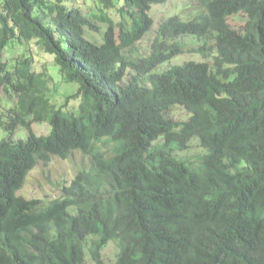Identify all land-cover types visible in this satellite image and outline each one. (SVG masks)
<instances>
[{"label":"trees","instance_id":"obj_1","mask_svg":"<svg viewBox=\"0 0 264 264\" xmlns=\"http://www.w3.org/2000/svg\"><path fill=\"white\" fill-rule=\"evenodd\" d=\"M90 1L0 0V264H85V249L104 264L111 241L112 264H264V0H188L193 14L165 17L143 55L168 0ZM32 42L77 85L65 111L31 54L2 57ZM187 52L201 59L157 69ZM194 137L203 152L177 158ZM75 150L90 167L60 196L17 194L38 162Z\"/></svg>","mask_w":264,"mask_h":264},{"label":"rangeland","instance_id":"obj_2","mask_svg":"<svg viewBox=\"0 0 264 264\" xmlns=\"http://www.w3.org/2000/svg\"><path fill=\"white\" fill-rule=\"evenodd\" d=\"M82 7L87 8L88 4H91L90 0H79ZM188 0H168L165 4L153 5L150 9V15L153 18V25L151 30L139 41V52L140 55L146 54L151 48V44L156 36V30L160 22L164 20L165 17L173 14H182L184 19L193 14L189 9H184L183 6L189 4ZM94 5V4H93ZM230 23L235 27H240L242 24V19L238 17L230 16ZM86 35L91 40H101L99 32L86 31ZM193 44V43H192ZM27 50V51H26ZM31 54L35 68L37 71H47L53 76V82L50 86L53 88L54 92L51 95H48L50 102L55 104V106L62 107L63 110H66V107L63 106L66 103V97L68 94L73 93L77 89L76 84L64 83L58 68L53 64L52 57L46 54L44 51H41L37 46L32 43L23 45H14L12 48L6 49L2 53V57H9V59H14L15 57H20L23 53ZM132 59H135V54H128ZM188 59H197L200 60L199 56H194L192 53H185L171 61V63H181L182 61ZM165 65H161L158 69L165 68ZM131 72V70H129ZM128 78H125V80ZM10 99L6 97L5 92L1 93L0 96V113L10 107ZM76 100H70L67 103L68 109H70ZM172 118H180L183 120L187 119L188 114L180 107L171 108L168 113ZM2 119H5L4 116H1ZM33 131L37 135H44L49 132V126L47 123H33ZM26 136V131L24 128L20 127L15 132V138L20 139ZM5 137V131L0 126V139ZM203 149L199 146L198 140L194 137L189 144V149L184 152H178L176 157L179 159H189L195 160V157L198 154H201ZM90 167V161L87 156H85L81 151L75 150L70 153L68 158L61 159L56 156H51L48 162H38L32 170L27 174L24 184L20 191L17 192L18 195L23 196L24 198H40L43 202H49L51 199H54L61 195V186L64 183H68L75 174L81 169H88ZM118 248L114 241L109 242L104 249L102 250V258L104 264H112L117 257ZM85 264H93L90 260L89 254L85 249Z\"/></svg>","mask_w":264,"mask_h":264},{"label":"clouds","instance_id":"obj_3","mask_svg":"<svg viewBox=\"0 0 264 264\" xmlns=\"http://www.w3.org/2000/svg\"><path fill=\"white\" fill-rule=\"evenodd\" d=\"M182 55H185V53L182 54ZM179 56H181V55H179ZM179 56H178V57H179ZM176 58H177V57H176ZM174 59H175V58H174ZM172 60H173V59H172ZM172 60H171V61H172ZM171 61L168 62V63H165V64H166L167 66L173 64V63H171ZM165 64H163V65H165ZM176 64H178V63H176ZM167 66H165V68H166ZM159 67H160V66H159ZM157 69H158V68H157Z\"/></svg>","mask_w":264,"mask_h":264}]
</instances>
